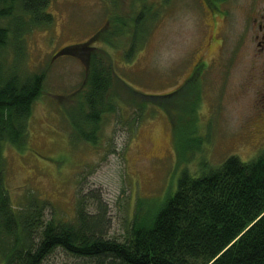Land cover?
<instances>
[{
  "label": "rangeland",
  "instance_id": "rangeland-1",
  "mask_svg": "<svg viewBox=\"0 0 264 264\" xmlns=\"http://www.w3.org/2000/svg\"><path fill=\"white\" fill-rule=\"evenodd\" d=\"M142 3L49 0L52 23L26 33V56L16 65L22 62V74L43 72L45 79L32 104L26 146L3 149V175L13 205L21 206L34 194L48 204L47 220H67L74 217L78 198L91 213L102 203L106 236L120 238L141 212L137 199L142 210L161 204L175 191L184 168L196 175L202 159L213 167L229 155L245 161L264 152V60L253 56L248 41L252 1L217 0L214 7L225 16L213 17L199 0H146L149 30L134 42L132 23ZM117 17L127 26L112 22ZM99 30L95 46L108 54L107 63L113 62L115 75L126 85L145 95L175 94L164 108L146 106L144 118L134 125L130 118L139 112L137 104L151 101L136 94L135 104H123L102 119L97 144H72L67 109L74 101L68 96L73 99L82 88L87 65L59 49L85 42ZM199 59L207 68L198 74L193 95L192 84L179 92ZM75 262L56 249L43 264Z\"/></svg>",
  "mask_w": 264,
  "mask_h": 264
},
{
  "label": "trees",
  "instance_id": "trees-1",
  "mask_svg": "<svg viewBox=\"0 0 264 264\" xmlns=\"http://www.w3.org/2000/svg\"><path fill=\"white\" fill-rule=\"evenodd\" d=\"M144 1L132 0L144 6L133 19L130 34L134 42L149 30L146 20L150 12ZM207 1L213 7L217 0ZM48 3L0 0L2 264H43L56 249L74 257V264H264V152L245 161L229 155L213 167L201 158L196 175L184 168L175 191L161 204L142 210L137 199L136 211L141 212L135 213L120 238L106 236L108 220L102 203L91 213L78 198L74 217L67 220L53 216L47 220L44 212L48 204L34 194L28 195L21 206L12 204L3 175V149L5 145L18 149L26 146L32 104L41 94L45 79L43 72L22 74V62L16 64L26 56V33L52 23L53 16L46 10ZM120 18L111 20L127 26ZM112 33L115 35V31ZM101 34L99 30L85 42L59 49L60 54L77 56L87 65L82 88L73 99L68 96L74 101L67 109L72 144H97L102 119L123 104H135L136 94L145 95L115 75L113 62L107 63L108 54L95 46ZM134 46L125 53L127 60H131ZM204 73L201 71V75ZM195 74L178 87L179 92L184 93L192 84L193 95L198 82ZM173 94L145 95L151 101L137 104L140 109L134 111L131 124L144 118L146 106L164 108L163 102ZM196 109V105L191 109L194 115Z\"/></svg>",
  "mask_w": 264,
  "mask_h": 264
},
{
  "label": "flooded vegetation",
  "instance_id": "flooded-vegetation-1",
  "mask_svg": "<svg viewBox=\"0 0 264 264\" xmlns=\"http://www.w3.org/2000/svg\"><path fill=\"white\" fill-rule=\"evenodd\" d=\"M252 1V13L249 14L251 19V31L248 35V41L253 46V56L258 58H262L264 60V0H251ZM202 6L205 8L204 12H206L209 16L221 15L225 16V13L222 9L220 11H215V4L211 7L207 0H199ZM221 2V0H220ZM257 2L258 4L254 5ZM207 67V63L201 59H199L195 65L193 66L192 73H196V70H199L198 74L201 73ZM264 67V64H263ZM196 73L195 75L198 76ZM257 80V79H254Z\"/></svg>",
  "mask_w": 264,
  "mask_h": 264
}]
</instances>
